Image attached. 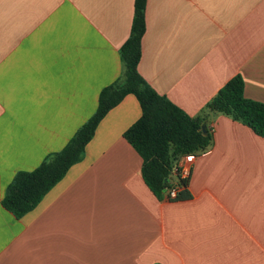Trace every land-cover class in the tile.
Listing matches in <instances>:
<instances>
[{"label":"crops","instance_id":"1","mask_svg":"<svg viewBox=\"0 0 264 264\" xmlns=\"http://www.w3.org/2000/svg\"><path fill=\"white\" fill-rule=\"evenodd\" d=\"M135 0H0V264H264V138L208 105L241 75L264 103V0H148L139 70L211 133L185 200L158 197L124 138L126 96L24 217L2 201L60 152L124 73Z\"/></svg>","mask_w":264,"mask_h":264},{"label":"trees","instance_id":"2","mask_svg":"<svg viewBox=\"0 0 264 264\" xmlns=\"http://www.w3.org/2000/svg\"><path fill=\"white\" fill-rule=\"evenodd\" d=\"M147 4L148 0L134 2L131 34L120 49L123 76L101 91L94 115L60 152L48 156L31 172H19L8 186L2 205L17 219L34 210L70 168L83 159L86 146L93 139L100 122L128 95L137 98L142 116L124 133V138L142 157L144 180L158 197L165 195L176 160L210 146L212 135L207 129L203 131V120L192 118L167 97L157 93L140 73L142 42L147 31ZM208 107L242 122L264 138V103L245 96L241 75L228 81ZM183 186L177 200L190 197L188 182Z\"/></svg>","mask_w":264,"mask_h":264},{"label":"built area","instance_id":"3","mask_svg":"<svg viewBox=\"0 0 264 264\" xmlns=\"http://www.w3.org/2000/svg\"><path fill=\"white\" fill-rule=\"evenodd\" d=\"M209 152V149H203L195 153L181 156L175 161L168 179V188L165 195L170 200L178 198L180 192L183 190V184L188 182L191 178L195 161L198 156L205 155Z\"/></svg>","mask_w":264,"mask_h":264},{"label":"water","instance_id":"4","mask_svg":"<svg viewBox=\"0 0 264 264\" xmlns=\"http://www.w3.org/2000/svg\"><path fill=\"white\" fill-rule=\"evenodd\" d=\"M203 131H204V132L206 131V128H205V127H203Z\"/></svg>","mask_w":264,"mask_h":264}]
</instances>
